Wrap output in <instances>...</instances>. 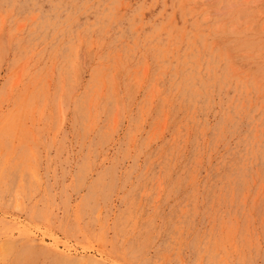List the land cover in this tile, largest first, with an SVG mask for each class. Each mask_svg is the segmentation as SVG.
<instances>
[{"label": "rangeland", "instance_id": "obj_1", "mask_svg": "<svg viewBox=\"0 0 264 264\" xmlns=\"http://www.w3.org/2000/svg\"><path fill=\"white\" fill-rule=\"evenodd\" d=\"M0 264H264V0H0Z\"/></svg>", "mask_w": 264, "mask_h": 264}]
</instances>
